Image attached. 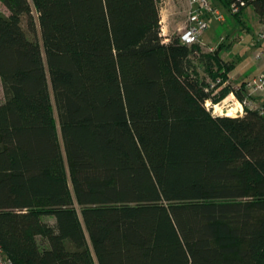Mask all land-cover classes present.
<instances>
[{"label": "trees", "instance_id": "1", "mask_svg": "<svg viewBox=\"0 0 264 264\" xmlns=\"http://www.w3.org/2000/svg\"><path fill=\"white\" fill-rule=\"evenodd\" d=\"M225 49L166 43L160 0H0L12 264H264V104L208 109L255 98Z\"/></svg>", "mask_w": 264, "mask_h": 264}, {"label": "rangeland", "instance_id": "2", "mask_svg": "<svg viewBox=\"0 0 264 264\" xmlns=\"http://www.w3.org/2000/svg\"><path fill=\"white\" fill-rule=\"evenodd\" d=\"M212 3L226 14V21L219 23L217 19H212L211 29L202 37L201 44L206 53L214 51L221 44L226 46L222 54L224 60L236 65L229 81L231 87L235 90L240 88L244 82L249 83L264 73V45H260V41L258 42V39L262 40L261 36H263L264 30L258 29L252 11L248 16L249 18H242L245 22V25H242L233 19L227 8L213 1ZM1 9L8 13L3 6H1ZM191 10L190 0H172L163 6L161 21H163L164 26V31H162L164 39L183 36L184 29L189 22ZM202 75L206 77L208 74H204L202 71ZM208 82L213 83L211 78H208ZM4 99L3 84L0 80V104L4 102ZM240 104L241 102L236 95H229L220 104L214 106L209 102L207 107L215 116H227L230 110L238 111ZM253 104L257 108L262 107L264 99L255 96ZM235 111L232 112V117L239 116ZM48 220L53 221L52 219Z\"/></svg>", "mask_w": 264, "mask_h": 264}, {"label": "built area", "instance_id": "3", "mask_svg": "<svg viewBox=\"0 0 264 264\" xmlns=\"http://www.w3.org/2000/svg\"><path fill=\"white\" fill-rule=\"evenodd\" d=\"M172 0H160L161 13L163 6ZM191 11L189 13V22L184 29L182 40L186 45H193L201 43L202 37L211 29L212 19H217L219 23L226 21V14L219 8L213 5L211 0H190ZM247 7L246 0H233L230 5V12L232 14H240L241 11ZM163 19V17H162ZM163 21H161L162 31H164ZM170 39H165L168 43ZM238 89V88H237ZM246 92L250 97H262L264 99V73L260 74L254 80L248 83ZM234 95V94H231ZM242 108L236 114L243 116L245 107L257 108L253 102L246 99L240 104ZM208 106V105H207ZM0 264H12L11 260L6 255L0 240Z\"/></svg>", "mask_w": 264, "mask_h": 264}, {"label": "crops", "instance_id": "4", "mask_svg": "<svg viewBox=\"0 0 264 264\" xmlns=\"http://www.w3.org/2000/svg\"><path fill=\"white\" fill-rule=\"evenodd\" d=\"M252 11V13L254 14L253 16L256 18L255 19V21H256V23H257V26H258V29H262V30H264V23L263 22H261L258 18H257V16L255 15V13L253 12V10L251 9V8H248L246 11H245V13H244V15H243V18H249L248 16H250L249 14H250V12ZM252 19V18H251ZM256 26V25H255ZM261 38H262V40H260V39H258V42L260 41V45H264V33H263V36H261ZM256 40V39H255ZM264 48V47H263ZM264 51V50H263ZM262 56H263V54H262Z\"/></svg>", "mask_w": 264, "mask_h": 264}, {"label": "bare ground", "instance_id": "5", "mask_svg": "<svg viewBox=\"0 0 264 264\" xmlns=\"http://www.w3.org/2000/svg\"><path fill=\"white\" fill-rule=\"evenodd\" d=\"M242 108V106L240 105V109ZM240 109L238 111H240ZM235 110H230L227 114V116H231L232 117V112H234ZM238 111H235V112H238ZM241 112V111H240Z\"/></svg>", "mask_w": 264, "mask_h": 264}, {"label": "water", "instance_id": "6", "mask_svg": "<svg viewBox=\"0 0 264 264\" xmlns=\"http://www.w3.org/2000/svg\"><path fill=\"white\" fill-rule=\"evenodd\" d=\"M240 116V115H239Z\"/></svg>", "mask_w": 264, "mask_h": 264}]
</instances>
